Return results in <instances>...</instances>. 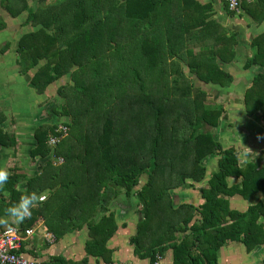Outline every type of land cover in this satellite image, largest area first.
<instances>
[{
	"label": "trees",
	"instance_id": "obj_1",
	"mask_svg": "<svg viewBox=\"0 0 264 264\" xmlns=\"http://www.w3.org/2000/svg\"><path fill=\"white\" fill-rule=\"evenodd\" d=\"M32 1L36 7L28 0H0L10 17L26 11L23 23L29 30L15 47L20 73L35 70L28 84L38 94L69 78L57 90L63 100L59 110L51 109L56 119L36 128L30 150L33 159L46 164L27 180L26 192L48 188L50 196L21 228L30 226L42 209L74 226L98 208L108 210L112 198L124 194L135 196L140 205L133 240L150 264L165 248L163 243L173 251V264H216L215 252L227 240H241L248 248L264 244V221H257L264 220V200L236 212L225 198L240 194L248 199L258 191L264 195L262 157L241 166L235 149L223 148L214 138L207 127L218 126L222 108L207 104V92L188 74L204 84L232 81L219 62L234 58L235 40L212 18L214 0ZM253 1H243L240 9L264 19V0ZM224 5L231 15L237 13ZM6 24L0 14V30ZM251 45L255 51L244 68L257 70L244 92V104L249 115L261 110L264 121V34ZM4 118L0 112V124ZM59 125L66 127L65 135L57 130ZM3 133L1 146H14V137ZM51 136L56 137L54 144H49ZM215 155L217 169L200 189L203 203L176 206L172 191L202 181L205 162ZM59 158L62 163L55 165ZM20 177L12 170L0 187V196L4 190L9 193L8 202L0 199V216L25 193L16 186ZM228 178L240 184L229 185ZM195 214L200 219L190 224ZM174 216L182 219L178 227ZM155 219L166 223L165 230L154 228L163 235L160 247L147 238L143 246ZM99 220H90V229L105 225V237L111 236L116 228L113 214ZM10 226L0 219V230ZM179 229L181 237L174 235Z\"/></svg>",
	"mask_w": 264,
	"mask_h": 264
},
{
	"label": "crops",
	"instance_id": "obj_2",
	"mask_svg": "<svg viewBox=\"0 0 264 264\" xmlns=\"http://www.w3.org/2000/svg\"><path fill=\"white\" fill-rule=\"evenodd\" d=\"M253 2V0H250L249 4ZM214 8L215 14L212 18L220 23L228 36L233 35V39L235 40L233 43L235 50L234 58L228 62H219L221 68L232 76V81L230 84L222 86L221 84L213 83L204 84L199 82L196 76L195 78L199 83L198 86L203 84L217 90L218 96L214 99H223L226 97L227 99L235 100L237 96L231 90L228 91V94L223 93L221 95L220 92L222 89H228L229 87H244L246 90L252 85L253 75L257 69H245L244 64L247 58L251 57L255 51V47L251 45L252 40L259 36V34H264V19L258 20L252 17L244 8L240 9V11L234 15H231L226 10L224 2L221 0H214ZM7 49L15 52L14 47L12 49L8 46ZM5 53L2 57L6 60V56H8L9 53ZM240 56H244L245 60H240ZM18 67L20 69L19 65ZM33 73L34 72L31 70L30 75L32 76ZM30 75L27 73V80H29ZM50 85L47 88H49ZM5 87H7V85H5ZM245 90L240 99L244 98ZM44 92H46V90ZM10 94L11 93H9V95ZM222 117L223 115L221 118ZM230 125L232 126L230 127ZM226 132L233 136L231 141L240 143L238 145L241 150L237 148V144L234 145L232 142L226 148L233 147L235 149L241 166L248 162H253L259 157H262L260 166L264 165V121L261 116H255L254 114L252 116L246 114L236 115L235 111L233 113L230 112L229 115L222 118L221 122L217 127H214L213 131V135L215 134L214 138L217 140V137H220L217 141L222 145L224 144L223 135ZM19 145V143L18 145L14 143V146H11L12 150L9 154H7V152L10 148L7 147L8 149H6L5 147H0V168L3 167L11 173L12 170H10L9 167H12L16 174H20L21 177L18 179L16 186L18 190L26 192L28 189L27 180L40 174L46 163L40 158L33 159V157H31L30 150L32 147L29 148L27 161H22V159L17 157L21 149ZM16 151L17 154L15 157ZM215 157H217L216 165L213 170L210 171L209 176L211 172L217 169L218 156ZM209 160L210 158L205 162V165H207ZM53 163L55 165H60L62 161H53ZM202 181L194 183V186L179 187L172 191L174 204L176 206L181 204L199 206L202 204L204 201L200 195V189L202 188L201 184L204 183ZM228 184H240V180L228 178ZM40 193L46 194V199L34 209H40L50 196L48 188ZM130 197L124 194L113 197L108 205V210H101L98 208L93 216H90L87 220L81 218L74 226L69 225L70 221L63 216L54 215L52 212H45L42 209V213L36 215L33 223L24 228H31L33 232L22 241L20 253L25 258L35 259L45 264H60L61 262H71L72 264H106L115 261L134 264H150L151 262L148 256L142 257L143 252L140 251V254L137 252V246L133 240L137 233V223L141 218V213L137 198L135 196H132V198ZM67 198L70 200V195H68ZM225 198L228 199L230 209L236 212H246L249 206L264 200V195L261 191H258L248 199L243 198L240 194L225 196ZM0 199L4 200L5 203L8 202L9 193L4 190ZM110 213L113 214L116 223V228L111 236L105 237L107 230L105 225L94 230L90 229V220H94L95 222L100 221L99 219L101 216H106ZM179 218V216L175 217V220L173 218L176 227L179 226ZM0 219L10 223L11 226H15L6 214H2ZM199 219L200 216L195 214L190 224L198 223ZM181 220L180 222H182ZM257 221L262 223L264 220L259 217ZM157 225L163 226L162 229L165 230V221L155 219L151 227L153 230L150 229L152 231L144 237L143 246L148 239L150 242H155V246L160 247L158 241L163 239V235L161 231L156 232L154 229ZM18 228L22 229L21 225H19ZM186 234L190 235V229L187 230ZM174 235L181 237L183 234L179 229L175 230ZM97 237L99 239H97ZM164 246L165 248L156 256L161 257V264H173V251L171 247H166L165 243L161 245V247ZM194 248L195 247H193V249ZM215 256L216 264H264V244H255L253 247L248 248L241 240H227L216 250Z\"/></svg>",
	"mask_w": 264,
	"mask_h": 264
},
{
	"label": "rangeland",
	"instance_id": "obj_3",
	"mask_svg": "<svg viewBox=\"0 0 264 264\" xmlns=\"http://www.w3.org/2000/svg\"><path fill=\"white\" fill-rule=\"evenodd\" d=\"M50 1H52V0H49L48 2H50ZM28 2L33 7L37 6L36 3L35 2L33 3L32 0H28ZM0 14L3 17L4 21H6V23H7L6 24L7 27L4 29V31L0 30V42H2L4 40L5 41L6 40H12V42L17 41L22 33L29 30V24L23 23L25 20V17H26V11L22 12L17 17H10L7 13L4 12V10H2L0 8ZM12 42H11L12 46L11 45L10 46L13 49V47L15 48V46H14V43H12ZM9 51L11 52V56H12L13 52L11 50H9ZM239 59L243 61V60H245V57L240 56ZM9 61L10 60L5 61L4 57L0 56V112L4 113V116L6 117V121H5V123L7 124L6 130L14 131V129H15V132H18L19 137H17V140H18V143L20 144L19 146H21V149H20V152H18L19 156H17V157L22 159V161L26 162L27 158H28L27 156H28L29 148L35 144V141L33 140L32 133L35 131V129L38 126H40L42 123H44L42 121L43 117L44 118L48 117L47 123L52 124L54 122L55 114L52 112L51 109L53 108L54 111H55V109L59 110L61 106L60 105L58 106V104L60 102V99L63 100V98L59 97V95L57 94V90H58L60 85L66 84L69 77L65 76V77H63V79H58L57 81H54L53 83H51L50 87L46 89V92H47L46 94L44 92L37 97L35 94V90L31 86H29L28 82L26 81V75H23L22 76L23 78L22 77L16 78L15 77L16 73H15L14 69H12V70H8V69L6 70L5 69V67H7L9 65ZM6 62H7V64H6ZM30 71H28L29 75H30ZM34 71L35 70L32 69V72H34ZM188 74L190 77H192V80L194 81L195 85L198 86L199 83L197 82L195 75L190 74V73H188ZM30 77H31V75L29 76V78ZM8 79H10V80L8 81ZM23 80H25V81H23ZM5 85H7V87H5ZM200 87H202V89L207 92V96L205 98V101L207 104L210 105L214 102H217V103H220L223 105V103H226L227 101H232V102L234 101L233 104L236 107L234 109L235 114H238V115H240V114L244 115L245 114L243 111V107H242L241 99H240V97L242 96L243 90H245L244 87H235V88L229 87L228 89H222L221 90L222 94L223 93L228 94L229 90L234 92L235 95L237 96V98L235 100L227 99L226 97H224L223 99H214V98H217V96H218L216 89L208 87V86L203 85V84H200ZM9 93H11V94L9 95ZM30 93L32 95L30 98H28V95ZM24 97H25V99H24ZM2 99H13V102H12V104L9 105V104H7V102L2 101ZM37 106L38 107L41 106V109L38 112V114L36 116H34L35 112H37V111L31 110L32 114H28L29 119H23V122H21L22 116L24 118L26 115L25 111H27L28 109H35ZM214 106H215V104H214ZM10 107L12 108V110H10ZM211 108H213V106H211ZM234 110H232V111H234ZM226 116H227V114H226ZM228 124H230V123H228ZM0 126L3 127L2 124H0ZM231 126L232 125H230V127ZM2 127H0V138L4 139V136H3L4 130L2 129ZM208 129H210V128H208ZM20 134H22L21 137H20ZM228 134L229 133H227V132L224 133V135H223L224 144L222 146L226 148L232 142V144H234V145L237 144L236 145L237 148L240 149V146L238 145L240 143L237 141H231L233 139V136L231 134H229V135ZM8 136L13 138L9 134H8ZM218 139H220V137L219 138L217 137V140ZM0 147H1V144H0ZM17 151L14 155L15 157H16ZM216 158L217 157L210 158L207 165H205L206 166V174H205L204 180L202 181L205 184L204 183L201 184L202 187H205L207 185L206 180L209 178L208 176H209L210 171H212L216 165V160H217ZM1 168H3V167H1ZM9 168H10V170H13L12 167H9ZM207 169H208V171H207ZM143 176L140 178L141 183H144L145 178H146L145 175H143ZM201 185H199V186H201ZM130 198H132V196Z\"/></svg>",
	"mask_w": 264,
	"mask_h": 264
},
{
	"label": "built area",
	"instance_id": "obj_4",
	"mask_svg": "<svg viewBox=\"0 0 264 264\" xmlns=\"http://www.w3.org/2000/svg\"><path fill=\"white\" fill-rule=\"evenodd\" d=\"M228 10L239 12L240 4L245 1L249 2L250 0H222ZM57 130L61 131L64 135L66 134V127L64 125H59ZM56 142V137L51 136L49 139V144H54ZM59 161H62V158H59ZM33 229H20L16 226H10L8 228L0 230V264H45L41 261L25 258L20 253V248L22 241L25 237H28L32 234ZM161 257L156 256L153 264H161ZM106 264H134L121 261L110 262Z\"/></svg>",
	"mask_w": 264,
	"mask_h": 264
},
{
	"label": "flooded vegetation",
	"instance_id": "obj_5",
	"mask_svg": "<svg viewBox=\"0 0 264 264\" xmlns=\"http://www.w3.org/2000/svg\"><path fill=\"white\" fill-rule=\"evenodd\" d=\"M7 27V26H6ZM5 27V28H6ZM4 28V29H5ZM4 29H2V31H4ZM1 31V32H2ZM11 42H12V40H4V41H2V42H0V56H2V55H4V53L5 54H8L9 53V55L8 56H6V60L5 61H8V60H10L9 61V65L7 66V67H5V69L7 70H12V69H14L15 70V73H16V78H20V77H22L23 75H25V74H21L20 73V69H19V67H18V64H17V55H16V51L15 52H13L12 53V56H11V52L9 51V49H6L4 52H2L1 50H2V46L3 45H11ZM16 42L17 41H14V42H12V43H14V46L16 47ZM12 46V45H11ZM10 46V47H11ZM8 57V58H7ZM6 64H7V62H6ZM27 75V74H26ZM23 78V77H22ZM10 79H8V81H9ZM22 80V79H21ZM23 81H25V80H23ZM22 81V82H23ZM26 81L29 83V80H27V78H26ZM244 91V90H243ZM47 92H45V94H46ZM221 93V95H222V91L220 92ZM35 94H36V96L38 97L40 94H38L36 91H35ZM218 94V93H217ZM31 93L28 95V98H30L31 97ZM26 97V96H25ZM25 97H24V99H25ZM7 100V101H6ZM2 101H5V102H7V104H12V102H13V99H2ZM216 104H218L219 106H221V108H222V115H223V117H225L226 116V114L227 115H229V113L230 112H234L235 110V106H234V104L231 102V101H227L226 103H223V105L222 104H220V103H217V102H215ZM241 104H242V107H243V111H244V113L246 114V115H248V116H252L253 114L255 115V116H258V114H261V110H257L256 112H254L252 115H249V114H247V109H246V106H245V104H244V98L243 99H241ZM34 105V104H33ZM35 107V106H34ZM40 109H41V106H37L35 109H28L27 111H25V117L23 118V116H22V119H21V122H23V119H29V115L28 114H32V112H31V110H35V111H37V112H35V114H34V116H36L37 114H38V112L40 111ZM10 110H12V108L10 107ZM227 110V111H226ZM232 110H234V111H232ZM14 111V110H13ZM46 111V110H45ZM242 111V112H243ZM15 112V111H14ZM4 114V113H3ZM225 115V116H224ZM236 115H238V114H236ZM240 115H242V114H240ZM222 117V118H223ZM47 120H48V117L47 118H42V121L44 122V123H42L41 125H43V124H47ZM5 121H6V117L4 118V121L2 122V125H3V127H2V129L6 132V133H8L9 135H11L12 137H14V139H15V143L18 145V140H17V137H19V134H18V132H15V129H14V131H8V130H6V126H7V124L5 123ZM22 125V124H21ZM215 127V126H214ZM214 127H211L210 129H208L211 133H213V131H214ZM207 128H209V127H207ZM36 130V129H35ZM35 132V131H34ZM34 132L32 133V135H33V140L35 141V139H34ZM22 136V134H20V137ZM214 137H215V134H214ZM11 146L12 145H10V146H8V148H10L9 150H8V152H7V154H9L10 152H11ZM34 146V145H33ZM32 146V147H33ZM7 147H6V149H8ZM2 153V152H1ZM4 153V152H3ZM2 155V154H1ZM216 156V155H215ZM215 156H212V157H210V158H213V157H215Z\"/></svg>",
	"mask_w": 264,
	"mask_h": 264
},
{
	"label": "clouds",
	"instance_id": "obj_6",
	"mask_svg": "<svg viewBox=\"0 0 264 264\" xmlns=\"http://www.w3.org/2000/svg\"><path fill=\"white\" fill-rule=\"evenodd\" d=\"M10 173L5 168H0V187H3L9 180ZM46 199V194L35 191L25 192L19 200L6 210V216L12 223L19 227L26 219L32 215V210Z\"/></svg>",
	"mask_w": 264,
	"mask_h": 264
},
{
	"label": "water",
	"instance_id": "obj_7",
	"mask_svg": "<svg viewBox=\"0 0 264 264\" xmlns=\"http://www.w3.org/2000/svg\"><path fill=\"white\" fill-rule=\"evenodd\" d=\"M258 116H260V114H258ZM222 118L220 117V120H221Z\"/></svg>",
	"mask_w": 264,
	"mask_h": 264
}]
</instances>
